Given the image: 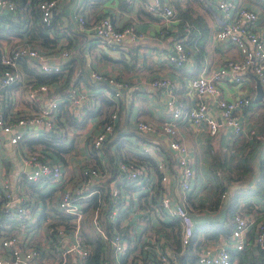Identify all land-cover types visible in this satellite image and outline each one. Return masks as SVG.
I'll return each instance as SVG.
<instances>
[{
	"label": "built area",
	"instance_id": "1",
	"mask_svg": "<svg viewBox=\"0 0 264 264\" xmlns=\"http://www.w3.org/2000/svg\"><path fill=\"white\" fill-rule=\"evenodd\" d=\"M66 1L0 0V31L14 34L0 36V152L7 156H0V264H89L93 248L84 233L101 244L99 264H179L177 255L187 247L193 264H231L229 252L245 249L252 226L253 245L264 256V219L254 222L244 212L234 213L229 248L211 252L195 239L186 204L194 171L186 148L175 139L176 127L187 121L204 124L211 137L221 126L233 137L244 134L236 113L252 102L241 86L254 76L264 92V40L255 30L256 12L236 0H212L209 6L220 15L214 37L235 47L240 57L188 77L187 89L199 100L185 111L168 79H152L149 87L167 116L158 124L137 118L118 133L119 105L107 113L106 102L115 105L130 89L126 81L88 68L90 87L67 83L76 47L53 25ZM87 1L94 0H82L73 20L93 53L118 50L139 38L133 23L118 25L110 16L88 19ZM140 5L160 20L159 38L173 36L167 62L186 71L183 64L199 52V30L177 16L167 0H141ZM33 13L52 41L49 48L30 40ZM33 72L61 76L41 84ZM227 73L235 91L228 98L221 89ZM98 114V127L86 129ZM131 128L137 132L133 140ZM160 135L172 156L161 152ZM172 183L180 197L172 195Z\"/></svg>",
	"mask_w": 264,
	"mask_h": 264
},
{
	"label": "crops",
	"instance_id": "2",
	"mask_svg": "<svg viewBox=\"0 0 264 264\" xmlns=\"http://www.w3.org/2000/svg\"><path fill=\"white\" fill-rule=\"evenodd\" d=\"M167 1L177 16L194 24L200 33L199 52L183 64L186 71L175 68L165 59V54L172 46L173 36H157L160 20L142 11L141 0L84 2V12L88 19L110 16L118 25L133 23L139 34L137 40L123 42L118 50H104L100 54L93 53V46L89 45L87 35L76 32L73 15L83 3L82 0L62 2L53 17L55 30L63 37L71 36L76 47L72 56L70 80L67 83L78 88L90 87L87 72L88 68H93L104 75L122 78L129 84L130 89L115 101L114 106L107 108L108 113L117 108L116 104L119 105L118 133H122L137 118L158 124L167 116L162 100L149 87L152 79H168L175 87L174 95L185 111L199 100L194 92L187 89L188 77L198 75L205 67L216 69L224 60L240 57L235 47L220 43L214 37L220 15L209 6L212 0ZM236 5L256 12L255 30L264 40V0H236ZM10 35L14 34L0 31V36ZM52 45L51 43L44 48ZM189 51L194 52L191 49ZM221 89L224 97L234 94L230 73L221 81ZM241 89V93L250 97L252 102L251 106L236 113L244 131L243 135L233 137L230 129L221 126L217 134L211 137L204 124L188 121L176 127L175 139L186 148L185 156L194 171L193 189L186 203L194 224V237L199 242L208 244L211 252L229 248L226 243L227 235L222 227L226 231L229 209L235 203L234 213L244 212L254 222L264 219V95L257 99L254 76L247 77ZM204 100L209 101L207 98ZM210 108L213 110V106ZM100 119L101 114L90 118L86 129H96ZM128 132L131 140L137 135L134 128L128 129ZM157 139L161 152L172 156L164 136L160 135ZM0 156L7 157L3 151ZM5 165L8 167L9 163ZM169 188L172 195L180 197L179 189L174 183ZM223 193L225 197L221 198ZM254 232L255 228L252 226L246 234V249L259 263L261 260L264 264V256L253 245ZM231 264H237V260L233 259Z\"/></svg>",
	"mask_w": 264,
	"mask_h": 264
},
{
	"label": "trees",
	"instance_id": "3",
	"mask_svg": "<svg viewBox=\"0 0 264 264\" xmlns=\"http://www.w3.org/2000/svg\"><path fill=\"white\" fill-rule=\"evenodd\" d=\"M33 3H34V1H33ZM31 15H33L34 23L32 25V32L30 35V40L32 42L38 44L39 46L43 47V48L47 47L48 45H50L52 43V41L50 39H48V37L43 33V29L39 25H36L37 19H38V14L33 13ZM185 18H187V16ZM184 20L187 21V19H184ZM32 74L36 77L38 83H41V84L42 83L51 84V83L57 81V79L61 76L59 74L43 75V74H40L37 72H33ZM106 103H107L108 107L111 106L110 102H106ZM62 110H64V108H62ZM64 115H65V113H64ZM67 117H68L69 122L73 124L70 117L68 115H67ZM31 142L32 141H30V143ZM88 203L94 204V201L90 200ZM235 205H236V203L234 204V206H231V208L229 209V221H228V226L226 228V231H225V227H222L224 234H226L227 236L229 235V233L231 232V230L233 229V227L235 225V221H234V207H235ZM86 211L88 212V209H86ZM84 235L86 237V240L91 244V246L93 248L92 254L90 256L89 264H99L98 253L101 250L100 242L96 239H92L93 236H91V235L88 236V234H86V233H84ZM175 243H176L177 248H178L177 251L179 252L180 251L179 241L175 239ZM246 248L247 247H245V249H243L242 251H230L229 254H230L231 262L233 261V259H236L237 264H262V261L260 260V263H259L257 261V259L253 255H251ZM177 257H178L177 260L179 261V264H193L194 260H195L194 256L192 255V252H191V247H187L186 251L182 255H177Z\"/></svg>",
	"mask_w": 264,
	"mask_h": 264
},
{
	"label": "water",
	"instance_id": "4",
	"mask_svg": "<svg viewBox=\"0 0 264 264\" xmlns=\"http://www.w3.org/2000/svg\"><path fill=\"white\" fill-rule=\"evenodd\" d=\"M256 91H257V99H260L263 96V89L258 79H256Z\"/></svg>",
	"mask_w": 264,
	"mask_h": 264
},
{
	"label": "rangeland",
	"instance_id": "5",
	"mask_svg": "<svg viewBox=\"0 0 264 264\" xmlns=\"http://www.w3.org/2000/svg\"><path fill=\"white\" fill-rule=\"evenodd\" d=\"M105 51H108V49H105Z\"/></svg>",
	"mask_w": 264,
	"mask_h": 264
}]
</instances>
